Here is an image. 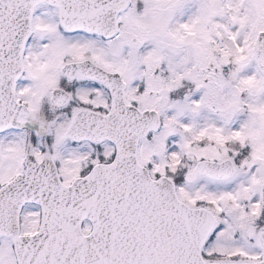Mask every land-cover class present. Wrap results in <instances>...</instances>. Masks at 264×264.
Returning a JSON list of instances; mask_svg holds the SVG:
<instances>
[{"label": "snow or ice", "instance_id": "obj_1", "mask_svg": "<svg viewBox=\"0 0 264 264\" xmlns=\"http://www.w3.org/2000/svg\"><path fill=\"white\" fill-rule=\"evenodd\" d=\"M0 264H264V0H0Z\"/></svg>", "mask_w": 264, "mask_h": 264}]
</instances>
